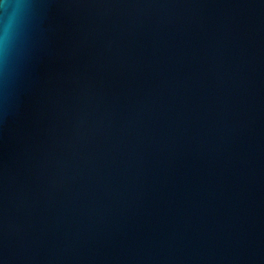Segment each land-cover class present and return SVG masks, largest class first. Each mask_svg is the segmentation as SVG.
I'll list each match as a JSON object with an SVG mask.
<instances>
[{"label": "water", "instance_id": "obj_1", "mask_svg": "<svg viewBox=\"0 0 264 264\" xmlns=\"http://www.w3.org/2000/svg\"><path fill=\"white\" fill-rule=\"evenodd\" d=\"M0 264H264V0H0Z\"/></svg>", "mask_w": 264, "mask_h": 264}]
</instances>
